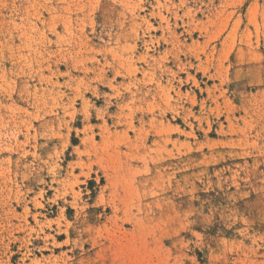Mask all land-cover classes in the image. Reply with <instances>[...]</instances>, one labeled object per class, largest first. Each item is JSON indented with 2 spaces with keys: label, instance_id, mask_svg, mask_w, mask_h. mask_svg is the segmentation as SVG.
<instances>
[{
  "label": "rangeland",
  "instance_id": "obj_1",
  "mask_svg": "<svg viewBox=\"0 0 264 264\" xmlns=\"http://www.w3.org/2000/svg\"><path fill=\"white\" fill-rule=\"evenodd\" d=\"M0 264H264V0H0Z\"/></svg>",
  "mask_w": 264,
  "mask_h": 264
}]
</instances>
